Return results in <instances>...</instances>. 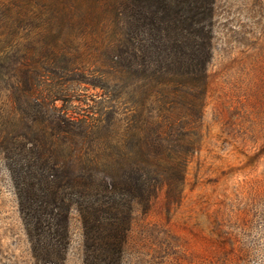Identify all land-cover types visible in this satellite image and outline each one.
<instances>
[{"label":"trees","instance_id":"1","mask_svg":"<svg viewBox=\"0 0 264 264\" xmlns=\"http://www.w3.org/2000/svg\"><path fill=\"white\" fill-rule=\"evenodd\" d=\"M215 12L216 0H0V28L27 22L19 30L30 27L34 47L26 67L0 56V149L34 264H67L73 212L84 264H123L137 209L163 193L169 209L181 202L202 140ZM87 36H104L98 77L79 61ZM72 82L104 90L107 112L58 105Z\"/></svg>","mask_w":264,"mask_h":264},{"label":"rangeland","instance_id":"2","mask_svg":"<svg viewBox=\"0 0 264 264\" xmlns=\"http://www.w3.org/2000/svg\"><path fill=\"white\" fill-rule=\"evenodd\" d=\"M3 19L0 56L10 51L17 57L7 64L18 58L26 67V54L33 47L30 27L19 30L27 22L19 26ZM103 37L87 36L79 43V61L96 70L95 77L105 68ZM42 53L37 50L36 55ZM209 73L202 140L187 168L183 198L169 209L163 193L151 211L137 209L123 264H264V0H216ZM65 86L70 97L58 105L80 115L107 112L101 88L84 82ZM7 100L0 91V110L8 108ZM70 231L67 264H84L83 228L76 212ZM0 264H34L1 149Z\"/></svg>","mask_w":264,"mask_h":264}]
</instances>
